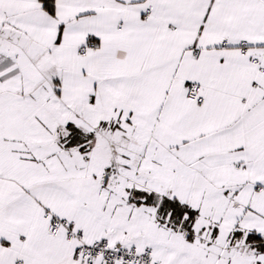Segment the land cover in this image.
<instances>
[{"label": "snow or ice", "instance_id": "snow-or-ice-1", "mask_svg": "<svg viewBox=\"0 0 264 264\" xmlns=\"http://www.w3.org/2000/svg\"><path fill=\"white\" fill-rule=\"evenodd\" d=\"M0 264H264V0H0Z\"/></svg>", "mask_w": 264, "mask_h": 264}]
</instances>
